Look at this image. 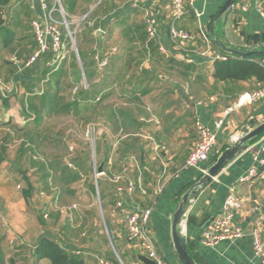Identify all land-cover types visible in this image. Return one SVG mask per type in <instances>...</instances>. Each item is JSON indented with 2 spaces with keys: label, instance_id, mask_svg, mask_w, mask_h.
<instances>
[{
  "label": "crops",
  "instance_id": "obj_1",
  "mask_svg": "<svg viewBox=\"0 0 264 264\" xmlns=\"http://www.w3.org/2000/svg\"><path fill=\"white\" fill-rule=\"evenodd\" d=\"M184 1L187 14L177 20L174 26L187 32L192 40L184 45V49L179 50L168 37L172 16L168 0H158L154 6L158 19V36L150 43L146 42L142 19L137 21L132 15L137 12L141 17L139 8L132 7L131 0H59L69 17L85 12L93 22L99 21L98 25L103 28L104 36L96 38V44L100 48L97 53L108 58V68L112 64L111 60H118V66L113 64L111 71V74L118 72V89L106 87L103 94L107 91H120V103L118 106L109 105L106 112L111 121L124 128L125 133L120 144L109 142L112 148L102 157L99 166L103 172L101 177L106 173L111 177L112 171L120 170L122 179L118 184L126 187L132 183L135 186L131 196H122L124 207L117 208L113 183L100 180L104 183L103 198L109 195L114 208L107 216L109 230L116 243L114 250L106 236V227H103V232L93 224H89L86 229L79 216L78 220L68 217V214L77 212L78 209L63 216L59 210L68 205L56 207L57 215L63 222L66 221L65 228L76 233V240L66 238L59 231L58 235L56 233L57 238L50 237L68 251L81 256L84 264H98L100 259L111 264L113 259L119 264H140L136 256L141 251L136 245L126 241L123 229L127 215L136 207L151 208L149 230L158 256L167 264H180L172 241V217L186 193L189 195L182 219L185 222L182 235L195 264H264V257H256L254 254L251 236L252 229L258 225L264 243V133L256 140L255 137L244 142L242 145L245 149L236 154L215 177L209 181L198 180V177H203L202 171L208 172L225 150L264 123V100L236 106L240 94L258 88L260 84L255 79L216 81L213 77L215 61L200 55L207 47L204 38H215L225 48L242 53L264 50V17L261 15V12L264 13V4L259 0H233L231 7L221 13L226 0H192L191 5L188 0ZM47 4L51 5L50 0H47ZM142 5L151 6L152 3L147 1ZM44 16L41 0H10L3 7L0 77L4 78L12 91L5 97L0 94V148L5 145V140H13L9 147L17 144L19 132L26 137L28 100L49 89L47 84L45 88L42 87L44 80L39 82L40 86L38 83L31 84L33 91L29 93L27 80L36 82L44 69L48 70L45 75L48 79L49 75L53 76L61 71L68 74L77 67V58L72 51L56 69L47 65L52 55L46 53L35 65L27 67L29 69L19 70L23 59H28L36 46L31 22L43 21ZM158 45L164 46L167 51L159 52ZM209 52L229 59L237 57L215 42L209 45ZM82 54L86 56L88 69L94 67L83 49ZM259 62L264 63L263 60ZM50 83V89H55L53 82ZM101 94L97 96L99 100ZM34 105L42 107L41 116L45 118L46 111L43 105L40 106L38 99H35ZM45 105L48 106V103ZM196 119L216 133L217 144L206 162L198 168H186L187 157L197 137L193 128ZM105 135L107 140L112 137ZM97 141L93 148L90 147L92 154ZM154 144L164 149L156 152ZM69 146L73 145L67 144L68 151ZM115 151L120 164L118 169L111 160ZM74 153L73 147L72 154ZM26 156V150L19 155L17 150L4 152L0 149V213L11 218L15 224H22L23 228L19 235L14 231L11 233L3 225L1 217L0 239L6 251L7 264H23L27 257L28 264H32L31 253L37 240L47 233L40 230L35 242L27 244V216H22V213H27L25 208L28 210L26 200L22 191H15L20 183L12 186L10 179L3 174L7 169L12 171L13 168H19V160ZM66 166L79 173L71 160ZM89 167L92 170L97 168L96 165H88V169ZM252 168L256 170L255 177L241 182ZM163 171L166 173L163 174ZM82 178L83 175L80 174V179L76 182H82ZM158 182L160 190L155 193ZM48 184L51 198L46 195V199L54 207L53 198H58L56 188L50 181ZM138 186L143 188V192ZM90 188L96 198L98 193L100 199L93 179ZM231 193L241 201L240 208L234 211L232 224L241 228L243 235L235 241L222 242L214 248L204 247L199 242L204 225L221 212ZM12 234L20 239V244L17 243L14 247L8 243L13 238ZM108 245H111L112 250ZM37 264H49V260L42 259Z\"/></svg>",
  "mask_w": 264,
  "mask_h": 264
},
{
  "label": "rangeland",
  "instance_id": "obj_2",
  "mask_svg": "<svg viewBox=\"0 0 264 264\" xmlns=\"http://www.w3.org/2000/svg\"><path fill=\"white\" fill-rule=\"evenodd\" d=\"M50 2L52 4L53 0H50ZM63 13L66 16V21H68L69 23L70 20L73 21V24L69 26L70 30L75 34L74 42L78 57H76L77 63H75V66L77 67H75L74 70L71 69L68 74L66 73V75H62L59 78V92L60 96L63 97L66 102H70L78 96L76 98L78 100V105L74 109H71V113H53L50 115H47L46 113L45 118H43L42 122L38 125L34 123L33 112L29 110L27 111V132H29L32 137V141L29 142L32 144L33 149L36 152L35 158L40 157L47 164H52L51 184H53V186L56 188L55 192L58 196L57 204H54L53 207L51 201L48 202L51 196L48 190L46 191L44 188H42L44 186L42 184H44L45 180L42 179V173L38 171V162H34L28 159V152L25 159L21 158L19 160V168H13L12 171L7 169L3 174H5L6 178L10 179L9 181L10 183H12V186H14L15 183H20L21 188L15 189V191H22L23 188L26 189L28 180L32 183V185L37 187V192L39 190H43V193L45 192V194H34L33 202L28 207V210L27 208H25L27 213H22V216H27V236H29L27 241L28 245H31L33 244V242H35L40 233V230L42 232L47 231L50 236H55L56 238L58 237L56 236V233L57 231H59L63 236H66V238L68 237L70 239L76 240V233L74 232V230L65 228L64 224H66V221L63 222L62 218L59 217L56 213V207L59 205L70 206L72 204H76L78 211L68 214V217L70 219L72 218L73 220H78L77 216H79L82 220L83 226L86 229L89 224L95 225L96 228L101 229L102 232L103 227L104 229L106 227V236L109 237L110 244L112 245L114 250V248L116 249V243L114 240V236L109 230V224L107 220L108 213L112 212L114 208L109 195H106L103 198L104 183L100 180L104 179L107 180L108 183H113V177L120 176V170L112 171L113 175L111 177H109L107 173L104 177H99L97 190L99 191L100 199L98 200L90 188L93 179V170L90 169V167L88 169V165L92 167L96 165L98 168L99 162L102 157H104V155L108 151L110 152V149L112 148L111 145L109 146V142H113V144L117 143V145L119 142L120 144L121 137L125 133L124 128H121L119 124L111 121L109 115L106 112V110L109 109V105L118 106L121 99L119 95L120 91H107V94H103L106 90V87L112 86L113 88L118 89V72H116L117 74H111L113 64L114 66H118V60H111L112 64L110 68L107 67L103 71H98L96 69V64L93 60V57L100 50V48L96 44V38H98L99 35L103 34L99 31L101 30L103 32V28L98 25L99 21H94V25H90V23H78L77 20L85 17L86 15H88V13L79 12L78 14H76V16L73 17H69L66 11ZM132 15L135 20H141L139 13L134 12L132 13ZM53 18L57 20L60 19L59 13H57L56 16L55 14H53ZM70 49L71 47L69 48V50ZM82 49L85 51L87 58L89 57V62L91 61L92 63H94V67H92L91 69H87V71L82 68V64L79 60V53H82ZM88 74L90 75L88 76ZM48 79H50V81ZM48 79L46 76V78L44 79L45 81L42 83V87L45 88L46 83L52 81L51 75H49ZM7 85L8 83L4 80V78L0 77V94L4 97L11 93L9 86ZM40 85L38 83V86ZM74 86H78L80 90L78 94L76 93V95L72 94V89ZM85 86L87 87V90L83 92ZM38 90H40V87H38ZM100 94V100L95 102V99ZM87 125L93 126L98 132L97 147L93 154L90 145L87 144V142L82 137V132ZM105 134H107V136H112L110 139H108L110 141L105 139L106 137L104 138V136H106ZM20 138L26 139L24 138V134L22 132H19L17 139ZM67 144L73 145L75 149L74 155L69 154ZM114 153L115 154L111 155V160L115 163V168L118 169L120 164L116 157V151ZM133 156L137 157V155ZM69 160H71V163L75 168L82 172V182L80 181L68 184L59 179L61 178V176L59 177L60 170L64 168ZM56 163L57 165H55ZM113 185L115 186L114 183ZM42 195H44L45 197H41ZM46 195L49 196L48 200L46 199ZM36 212H43L49 215L47 219V225L42 228L40 227L41 225H38L37 223ZM1 217L3 218V225L7 227V229L10 230L11 233L12 231H14L17 232L15 233L16 235H19V232H21L23 229L21 228L22 224H15L14 221H12L11 218L6 217L4 213H0V220ZM103 224H105V226H103ZM12 236L14 242L12 244L8 242L9 245L14 247V245H16L17 243L20 244V239H16L13 234ZM111 245H108V248L110 250H112ZM28 261L29 258L27 257L25 258L23 264H28Z\"/></svg>",
  "mask_w": 264,
  "mask_h": 264
},
{
  "label": "built area",
  "instance_id": "obj_3",
  "mask_svg": "<svg viewBox=\"0 0 264 264\" xmlns=\"http://www.w3.org/2000/svg\"><path fill=\"white\" fill-rule=\"evenodd\" d=\"M150 1L151 6H144L145 2ZM158 0H131L132 7L139 8L141 13V19L144 24L146 42L150 43L157 39L158 36V19L157 13L154 8ZM264 4V0H259ZM192 0H188V4L191 5ZM168 3L172 10L171 24L168 27V37L171 43L179 48V50L184 49V45L192 40V37L185 31L177 29L174 26V23L177 20H180L187 11L185 9L184 0H168ZM42 9L45 11V16L43 21L33 20L31 22V27L34 35V39L37 43V50L33 52L30 58L23 62V68L31 66L39 58H41L46 53H51L52 57L50 62L47 64L49 66H54L55 69L64 61L69 52L73 51L78 57V53L75 47L74 42V32L70 30L71 24L73 21L70 20V23L66 21V16L63 13V9L60 5L59 0H53V3L49 6L47 0H41ZM59 9H58V8ZM59 13L60 19H54L53 14ZM198 17L197 13H194ZM261 15L264 17V13L261 12ZM87 16V17H86ZM77 20L78 23H85L94 25V22L90 20L89 15ZM100 33H103L99 30ZM206 42V50L201 52V56L208 57L212 61H227L229 57L212 55L209 52V45L214 42L215 38H204ZM71 49L69 50V48ZM158 51L165 53L167 49L158 45ZM96 69L98 71H103L108 67L109 61L107 57H102L98 53L94 56ZM21 70V69H19ZM78 86H74L72 93L75 94L78 90ZM86 89V86L84 87ZM10 91H12L10 89ZM99 98L96 99L98 101ZM261 100H264V84L258 88L250 90L248 92L242 93L237 98L236 106H246L257 103ZM193 128L196 132V140L193 144V147L187 157L185 167L189 168H198L200 164L206 162L210 154L214 151L217 138L216 133L207 129L198 119L193 123ZM98 132L93 126H87L83 132L82 137L93 148L98 139ZM239 141V140H238ZM237 141V143H238ZM164 148L160 145L154 144V151H161ZM73 147L69 146V154H72ZM70 167V163L68 164ZM165 169V168H164ZM166 171H163L165 174ZM103 173H98L97 168L93 169V181L97 190V184L99 177ZM203 176L207 174L206 171H202ZM256 175L255 168L250 169L249 173L241 182L250 181ZM122 179V176L113 177L112 182L115 184L114 192L117 196L115 206L117 208H123L124 203L122 200L123 195L131 196L135 191V186L132 183H129L126 187H122L118 182ZM161 179V178H159ZM156 186L154 192L157 193L160 190V186ZM21 186L18 185L17 189H20ZM138 189L143 192V188L138 186ZM98 199V193H97ZM99 200V199H98ZM241 206V201L231 193L226 201L224 202L221 212L212 217L206 222L202 233L199 237V242L201 245L207 248H214L222 242L226 241H235L242 237L243 230L232 224V219L234 217V211L239 209ZM77 210V205L72 204L70 206H65L60 208V213L63 216H67L71 211ZM151 217V208H142L136 207L132 209L126 217L124 224L125 238L128 243L134 244L141 251V254L146 256L148 259L153 260L156 264H167L164 262L157 254L155 241L149 230V222ZM44 218H47V215H44ZM181 229V230H180ZM185 229L184 220L181 221L179 225V230L183 232ZM251 236L253 238V251L256 257H264V243L260 236L259 226H255L251 231ZM14 239L9 240V243L12 244ZM98 264H111L104 259H100Z\"/></svg>",
  "mask_w": 264,
  "mask_h": 264
},
{
  "label": "trees",
  "instance_id": "obj_4",
  "mask_svg": "<svg viewBox=\"0 0 264 264\" xmlns=\"http://www.w3.org/2000/svg\"><path fill=\"white\" fill-rule=\"evenodd\" d=\"M10 3V0H0V29L2 28L3 25V20H2V13H3V7L7 6ZM101 35H99L100 37ZM34 37V35H33ZM34 43H35V49L33 52H35L38 48L37 43L35 39L33 38ZM32 52V54H33ZM31 54V55H32ZM30 55V56H31ZM52 55V54H51ZM29 56V58H30ZM86 56H84L82 53H79V60L82 64V68L87 71L88 69V63L86 62ZM28 58V59H29ZM23 59V62H26L28 60ZM259 60L264 61V57H252V58H247V59H241L238 57H233L228 59L227 61H215L214 63V73L213 77L215 78L216 81L220 82H236V81H248L251 79H255L257 83L262 86L264 84V63H260ZM39 59L33 63L32 65H35ZM22 62V63H23ZM64 63V61L61 62V65ZM31 65V66H32ZM60 65V66H61ZM20 69L21 70H27L29 68L25 67L23 68V64H20ZM30 67V66H29ZM50 69H53V67H50ZM48 70H43L41 74L38 76L36 79V82L31 83L29 80H27V92L32 93L33 89L31 88L32 85H36L40 81H44L45 75L47 74ZM88 73V72H87ZM64 76L66 74H63V72H59L57 74H53L51 76L53 78L52 82L54 84L55 89H50L51 83H46L47 86L49 87L48 90L43 91L40 95H34V97L29 98L28 103H27V109L29 111H32L34 113V123L38 125L39 123L42 122L43 118L41 116V108L42 107H36L34 105L35 99H38V102H40V106L43 105L47 115L50 114H67L71 113V109H74L78 105V100L73 99L70 102H66V100L60 96V82L58 81L61 76ZM90 74H88L89 76ZM50 81V79H49ZM259 86V87H260ZM79 88L77 90V94L79 93ZM86 90H83L85 92ZM75 93V95H76ZM45 103H48V106L45 105ZM264 133V132H263ZM261 133L258 135L254 140L258 139L259 137L262 136ZM26 139H17L18 141L17 144H14L13 147H9V145L13 144V140H5L3 141L5 145L1 146V151L8 152L9 151H18L19 155L23 151L28 152V159L34 162H38V171L42 173V179L45 180L44 185L42 188H44L46 191L50 189V186L48 184V181L51 182L52 178V164H47L44 160H42L40 157L35 158V150L33 149L32 144L30 143L32 141V137L29 132H27ZM253 140V141H254ZM30 141V142H29ZM14 149V150H12ZM34 154V155H33ZM22 155V154H21ZM27 157V156H26ZM57 165V163L55 164ZM78 165V164H77ZM49 169V170H48ZM50 171V172H49ZM57 171V170H56ZM49 173V174H48ZM82 172L79 171H70L67 166L65 165L63 169L60 170L59 172V178L60 180H63L65 183H73L76 182L80 179V174ZM48 178V179H47ZM201 179V176L198 177V180ZM52 183V182H51ZM37 187L32 185L31 182L27 180V186L26 189L23 188V196L26 200V204L29 207L30 204L33 202V196L34 194H40L42 191L37 192ZM186 191V190H185ZM57 198H53V203L57 204L56 201ZM37 213V221L39 225L44 227L46 225V220L48 219L49 215L47 213H41V212H36ZM44 215H47V218H44ZM15 246V245H14ZM20 247V246H19ZM187 253L189 257L192 259V256L190 255V251L188 246L186 245ZM5 255L6 251L3 247L2 240L0 239V264H7L5 260ZM33 262L32 264H37L40 260L42 259H48L49 264H84L83 259L81 256L76 255L74 252L68 251L66 248L61 246L56 240H54L48 233L43 234L38 240L37 243L34 247V250L31 253ZM193 260V259H192ZM113 264H119V262L115 259L112 261Z\"/></svg>",
  "mask_w": 264,
  "mask_h": 264
},
{
  "label": "water",
  "instance_id": "obj_5",
  "mask_svg": "<svg viewBox=\"0 0 264 264\" xmlns=\"http://www.w3.org/2000/svg\"><path fill=\"white\" fill-rule=\"evenodd\" d=\"M14 1L15 0H11V2H14ZM232 3H233V0H226L220 12L223 13L224 11L229 9ZM214 42L220 47H222L224 50L230 52L231 54L241 59H247V58H252V57H255V58L264 57V50L242 53V52H238L235 50H229L225 48L224 45H222L221 43L216 42V40H214ZM262 132H264V123L254 128L250 132H248L241 139L240 142H238L237 144H234L231 148L225 150L220 155V157L217 159L216 163L208 170L207 174L201 178V180L209 181L210 179L215 177L226 166V164L235 157L236 154H239L242 150L245 149V147L242 145L244 142L257 137ZM97 172L99 173L102 172L101 166H98ZM188 195H189L188 193L183 195L181 202L178 205L172 217V241H173V245H174V248H175L180 264H195L187 253L185 239L182 235V232L179 230V225L183 219V216L185 214V209L188 204ZM136 257L140 264H156V262L148 259L146 256L142 254L137 255Z\"/></svg>",
  "mask_w": 264,
  "mask_h": 264
}]
</instances>
